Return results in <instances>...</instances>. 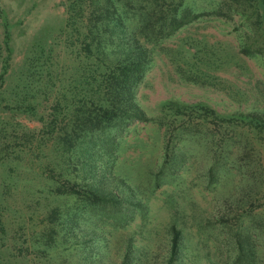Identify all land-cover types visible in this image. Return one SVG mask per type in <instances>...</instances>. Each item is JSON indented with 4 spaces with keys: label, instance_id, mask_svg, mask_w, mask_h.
Here are the masks:
<instances>
[{
    "label": "rangeland",
    "instance_id": "rangeland-1",
    "mask_svg": "<svg viewBox=\"0 0 264 264\" xmlns=\"http://www.w3.org/2000/svg\"><path fill=\"white\" fill-rule=\"evenodd\" d=\"M165 1L192 16L170 37L143 40L153 59L136 99L150 121L120 134L106 176L110 199L84 205L79 194L68 200L77 209V243L63 235L48 251L52 258H41L34 235L44 218L40 203L49 196V168L41 167L42 154L29 158L23 132L46 125L15 108L37 102L36 114L46 122L55 114L56 127L63 126L92 68L76 31L66 27L69 0H0V64L10 65L0 89V264H163L173 224L182 230L184 264H236L243 235L251 237V264H264L262 135L239 121L185 123L169 106L200 102L226 116L264 112V19L252 13L258 7L264 14V4ZM40 138L34 134L33 146L51 145Z\"/></svg>",
    "mask_w": 264,
    "mask_h": 264
},
{
    "label": "trees",
    "instance_id": "trees-1",
    "mask_svg": "<svg viewBox=\"0 0 264 264\" xmlns=\"http://www.w3.org/2000/svg\"><path fill=\"white\" fill-rule=\"evenodd\" d=\"M228 1L255 6L254 0ZM261 4H264V0L258 2V6L263 7ZM258 9L255 7L252 13L264 19V14ZM67 13L66 27L72 26L76 31L80 52L90 60L92 68L85 83L86 89L81 95L72 97L70 103L73 108L61 127H56L55 114H49L52 119L46 122L42 115L35 113L37 102L35 105L28 102L18 104L15 108L29 111L30 115L46 125V128L41 127L30 133L23 132L29 158L33 160L42 154L45 164H41V167L49 168L44 178L49 196L44 197L46 203H40L44 205V218L40 221L41 228L34 235L36 251L42 253L41 258H52L48 251L63 235L71 240L75 238L77 243V209L68 200H75V197L83 194L84 205L104 202L102 199L109 197V194H104L106 176L110 175L116 161L115 148L120 134L137 122L150 121L136 99L137 88L153 59L143 40L157 42L170 37L190 22L192 16V12L180 4L171 5L165 0H69ZM4 37L8 45L10 36L7 30ZM6 50L9 52L7 46ZM46 64L47 60L41 66ZM9 68L8 61L0 64V89L4 88ZM25 99L26 96L21 101ZM54 103L55 108L57 99ZM169 106L178 111L176 114L186 117L185 123L191 122L194 117L220 120L221 123L239 121L262 135L264 140V112L239 111L226 116L200 102L183 105L171 102ZM181 107H185L188 113L182 112ZM36 133L42 139L47 137L51 145L44 147L40 140L33 146L35 142L32 139ZM13 134L20 136L16 131ZM73 172L80 179L71 178ZM60 198L67 199V202L61 205L58 203ZM39 200L36 199L37 205ZM1 226L5 232V227ZM169 235L163 264L187 263L184 262L186 245L181 228L171 225ZM250 239L249 235L237 238L239 253L235 258L236 264L241 261L244 264L252 263L254 250L248 244ZM131 249L129 244L125 255L128 256L127 261ZM125 262L126 259L122 264Z\"/></svg>",
    "mask_w": 264,
    "mask_h": 264
}]
</instances>
